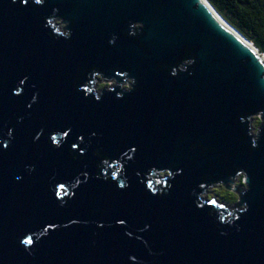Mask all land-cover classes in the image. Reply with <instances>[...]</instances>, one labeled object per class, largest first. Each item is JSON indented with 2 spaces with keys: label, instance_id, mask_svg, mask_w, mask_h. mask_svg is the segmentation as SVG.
Wrapping results in <instances>:
<instances>
[{
  "label": "water",
  "instance_id": "obj_1",
  "mask_svg": "<svg viewBox=\"0 0 264 264\" xmlns=\"http://www.w3.org/2000/svg\"><path fill=\"white\" fill-rule=\"evenodd\" d=\"M143 24L142 36L129 35ZM186 52L196 64L181 71ZM91 68L99 90L90 91ZM123 78L137 85L120 99ZM258 111L264 56L207 0H0V141L9 145L0 147V264H264V124L253 149L240 122ZM68 128L54 151L50 133ZM133 147L118 177L127 189L96 179L97 163H119ZM97 148L107 154L95 157ZM153 168L174 172L162 197L146 187ZM237 169L248 174L247 193L232 187ZM85 172L61 207L54 189L71 193ZM221 186L239 196L235 206L209 199ZM244 204L239 220L218 221Z\"/></svg>",
  "mask_w": 264,
  "mask_h": 264
},
{
  "label": "clouds",
  "instance_id": "obj_2",
  "mask_svg": "<svg viewBox=\"0 0 264 264\" xmlns=\"http://www.w3.org/2000/svg\"><path fill=\"white\" fill-rule=\"evenodd\" d=\"M37 2L43 4L44 0H37ZM133 27L137 28L138 30L134 32L132 30ZM144 28H145L144 24L143 25H131V31H130L129 35H131L133 37H140L143 34ZM60 35H63L64 37L67 38L71 35V33H70V31H68L67 33H61ZM114 43H115L114 40L109 41L110 45H112ZM195 64H196L195 59L192 58V56L188 52H186L185 58H184L182 64L179 66V69H181V71H185L187 66H193ZM163 67L164 66H162V65H157L158 69H162ZM177 69L178 68H172L170 75L175 77L177 74ZM85 75L95 78L98 75V70L96 68H91V69H89V71ZM117 75L118 76L122 75V77H123L124 75H127V73L122 74L120 72H117ZM190 75H192V74H190ZM25 80H27V78H25ZM21 84H23V82H21ZM122 85L125 88H127V91L126 92H120L117 94V98H120V99H122L124 94H126V93L127 94L133 93L135 88H136L137 82L135 79H129L128 78L127 80H125V83H123ZM76 87H79V82H77ZM88 91H89L88 88L83 87L84 93H87ZM18 92L19 91L15 92V95ZM37 95L38 94L33 95L31 103L28 104L29 108H31L32 104L37 102ZM86 98H87V96H86ZM95 100L100 101L101 97L99 95H96ZM261 116H264V111H258L256 114L250 115L247 118V121H245L243 118H241V121H240L241 123L247 122L250 125L248 132H247V135L252 137V148L253 149H257L259 147V134L261 132V125L264 124V120L260 119ZM253 118L255 119V124L252 123ZM12 133H13V130L9 129L8 133H7L9 140L12 138ZM42 135H43L42 131L40 133H37L35 140L38 141ZM92 135L95 136L96 134L93 133ZM58 136H60L59 140L57 139ZM66 139H67V133L53 132L50 146L52 147L53 150L60 149L61 148V141L66 140ZM78 141H79V143H84V140L82 137H78ZM3 143L7 144L6 141H4ZM72 147H73V149H76L77 145H73ZM198 148L202 149L204 154H207L208 149L204 148V146L200 145V144L192 145L191 151L195 154L197 152ZM100 153L107 154L104 152L103 149L97 148L94 152L95 157ZM134 154H135L134 151H125L123 153V155L121 156V159L117 160V161H119V163L108 164L107 162H105V166L103 168H101L99 166V164L97 163L96 164V179H98V180L103 179L105 182L110 181V180L116 181L119 189H121V190L127 189L129 187V184L127 183V181L126 180L121 181L120 179H118V177L120 178L125 173V166H124V163L121 162V160H124L125 158L127 160H132ZM69 155L72 156L73 160L77 159V157L74 155L73 151H69ZM80 155L84 156V150H80ZM220 159L222 162L227 163V157L226 156L221 155ZM109 168L113 169L111 171V176L108 175ZM121 172H122V175H121ZM147 174L149 176L158 177L155 180L149 179L147 184H146L147 189L152 193L153 196L162 197L166 194V192L168 190H170L172 188L171 184L166 183L167 180L174 178V174L170 170L165 169V170L161 171V170H157V169L153 168L149 172H147ZM180 174H181V172L179 170L175 173V175H180ZM82 175L84 177L83 181L81 179L77 178L75 180V182L69 186L71 188V193H69V188H66L64 185H61V184L57 185L56 190H55V197L57 200H59L61 202L60 203L61 207L66 206L67 202L74 198L75 190L78 189L82 183L87 182V180L89 178L88 173L85 172ZM137 176L139 177L140 173H137ZM233 177L236 180V183L232 184V187L234 189L243 185V189H244L245 193L250 191V187H249V184L247 182L248 181V174L245 170L237 169L235 171V175ZM17 179L19 180L20 178L17 177ZM141 182L143 183L144 181H141ZM153 184H155V187L153 186ZM204 187H205L204 183L199 184L200 189L204 188ZM218 191H220L222 195L230 196L234 200H239V197L235 196L234 193H225L223 191L222 186L220 189H218ZM193 195H196V193H193ZM65 197H67V199H65ZM197 199H198L199 203L196 204V207L198 209H203L204 208L203 197L201 195H198ZM213 203H214V201H213ZM247 211H248V205L244 204L240 208H236L233 211H229L227 216L221 215V216H218L217 219L221 224H231L234 221L239 220V218H240L239 214L245 213ZM71 223L76 224V223H78V221L73 220V221H71ZM67 226L68 225H65V227H67ZM99 226L103 227V225H99ZM147 229H148V226L146 225L144 230L146 231ZM45 232H47V229ZM223 234L224 233H222V235Z\"/></svg>",
  "mask_w": 264,
  "mask_h": 264
},
{
  "label": "trees",
  "instance_id": "obj_3",
  "mask_svg": "<svg viewBox=\"0 0 264 264\" xmlns=\"http://www.w3.org/2000/svg\"><path fill=\"white\" fill-rule=\"evenodd\" d=\"M207 1L233 29L248 40L259 51V53L264 56V0ZM99 78L102 77L98 76L93 80L90 91L94 89L99 90L102 87V85L97 86V80ZM96 86L97 88H95ZM223 189L225 193H234L227 190L225 187ZM211 192L212 194H208L209 199L217 197L220 201H227L234 204L238 201L230 196L222 195L218 189ZM234 194L239 197L236 193Z\"/></svg>",
  "mask_w": 264,
  "mask_h": 264
},
{
  "label": "snow or ice",
  "instance_id": "obj_4",
  "mask_svg": "<svg viewBox=\"0 0 264 264\" xmlns=\"http://www.w3.org/2000/svg\"><path fill=\"white\" fill-rule=\"evenodd\" d=\"M12 2L13 3H16V0H12ZM23 2H24V4H27L28 3V0H23ZM34 3L35 4H37V5H43L44 3H45V0H44V3L43 4H41V3H38L37 2V0H34ZM24 81H25V79L24 80H21L20 81V84H21V82H23L24 83ZM21 95V93L20 92H18L17 94H16V96H20ZM54 132H58V131H55V130H53ZM64 133H67V138L70 136V133L72 132V128H68L67 130H64L63 131ZM82 138H83V136H81ZM41 138V137H40ZM51 139H52V133H50V143H51ZM84 140V139H83ZM81 144H83V143H81ZM75 145V144H74ZM0 147H2L3 149H7L8 147H9V145L8 144H4L3 143V141H0ZM58 150V149H57ZM55 151V150H54ZM130 151H134L135 153H136V151H137V148H135V147H133V148H131L130 149ZM73 159V158H72ZM173 174H174V172L173 171H171ZM61 185H64L63 183H60ZM56 189H54V191H55ZM116 223L119 225V226H121V227H125L126 226V222H125V220L124 219H118L117 221H116ZM49 225H52V224H49ZM46 229L47 228H44L43 229V231H46ZM54 231V230H53ZM129 235H131L130 233H129ZM21 243L23 244V245H28V246H32L33 245V241L30 239V238H28V239H25V238H23L22 240H21Z\"/></svg>",
  "mask_w": 264,
  "mask_h": 264
},
{
  "label": "rangeland",
  "instance_id": "obj_5",
  "mask_svg": "<svg viewBox=\"0 0 264 264\" xmlns=\"http://www.w3.org/2000/svg\"><path fill=\"white\" fill-rule=\"evenodd\" d=\"M113 85H111V84H109L108 83V89H111V87H112ZM123 89L125 88V87H122ZM126 90H127V88H125ZM252 123L254 124V119L252 120ZM235 183H236V180H235ZM220 198V197H219ZM218 199V198H217ZM219 201H220V199H219ZM220 202H222V203H226V204H229V205H232V206H235L237 203H238V201L237 202H235V204L234 203H229V202H227V201H220Z\"/></svg>",
  "mask_w": 264,
  "mask_h": 264
}]
</instances>
